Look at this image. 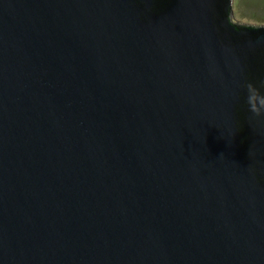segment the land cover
Returning a JSON list of instances; mask_svg holds the SVG:
<instances>
[{
    "label": "water",
    "instance_id": "obj_1",
    "mask_svg": "<svg viewBox=\"0 0 264 264\" xmlns=\"http://www.w3.org/2000/svg\"><path fill=\"white\" fill-rule=\"evenodd\" d=\"M232 0H0V264H264V25Z\"/></svg>",
    "mask_w": 264,
    "mask_h": 264
},
{
    "label": "rangeland",
    "instance_id": "obj_2",
    "mask_svg": "<svg viewBox=\"0 0 264 264\" xmlns=\"http://www.w3.org/2000/svg\"><path fill=\"white\" fill-rule=\"evenodd\" d=\"M232 18L241 24L264 25V0H232Z\"/></svg>",
    "mask_w": 264,
    "mask_h": 264
}]
</instances>
